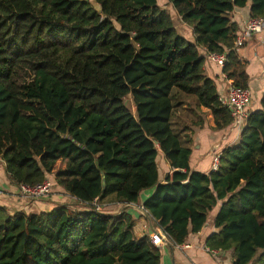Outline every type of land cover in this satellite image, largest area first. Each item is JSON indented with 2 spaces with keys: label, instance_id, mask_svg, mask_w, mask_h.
Masks as SVG:
<instances>
[{
  "label": "trees",
  "instance_id": "obj_1",
  "mask_svg": "<svg viewBox=\"0 0 264 264\" xmlns=\"http://www.w3.org/2000/svg\"><path fill=\"white\" fill-rule=\"evenodd\" d=\"M167 2L193 42L157 0H0V160L17 186L48 178L75 199L29 214L0 206V264H159L136 215L91 205L112 194L138 204L149 188L142 206L168 245L220 203L206 245L232 250L231 264H264V93L215 171L190 168L170 122L173 87L210 110L215 130L232 122L198 49L225 53L222 71L246 87L232 12L249 2V16L264 17V0ZM159 152L173 170L164 182Z\"/></svg>",
  "mask_w": 264,
  "mask_h": 264
},
{
  "label": "crops",
  "instance_id": "obj_2",
  "mask_svg": "<svg viewBox=\"0 0 264 264\" xmlns=\"http://www.w3.org/2000/svg\"><path fill=\"white\" fill-rule=\"evenodd\" d=\"M249 6L244 8H235L232 12V20L239 27H242L245 20L249 16ZM170 13L174 20L178 31L187 39L194 41L192 28L181 21L180 16L171 8ZM177 22V23H176ZM199 53L204 56V73L207 78L211 79L216 87L218 97L226 96L228 87L232 82L228 79L222 68L207 58L208 52L199 48ZM239 59L245 64L246 72L249 76L247 86L251 90V101L249 111L253 112L261 108L260 100L264 93V33L258 34L247 40L243 46L236 49ZM226 76V77H224ZM193 109L187 105H182L181 109H177L180 120L186 125L183 132V141L185 146L191 149L189 166L192 170L208 173L212 170V161L216 155H221L222 151L232 145H236L240 141V135L246 125V121L238 128L230 123L228 126L215 130L213 128V117L207 108L198 105L192 114ZM189 127V128H188ZM157 164L159 170V180L164 182L167 175H171L173 170L170 169L168 163L164 159L161 152L157 156ZM53 178V175H51ZM51 178V179H52ZM53 181V180H52ZM50 193L41 199H30L22 196L18 186L14 184L7 176L4 165L0 160V190L3 195L0 196V206L5 207L10 214L17 212L38 213L41 211H51L60 205L72 204L75 199L71 197L61 186L55 181ZM155 188L143 190L139 195L138 204H124L118 201L115 196L108 195L98 203L103 207L106 213H116L127 208L136 215V236H146V232L142 229L148 218L139 211L143 201L151 196ZM220 203L210 212L207 221L202 229L198 232L188 235L186 240L180 245L163 244L160 250L159 264H218L224 262L231 264L233 262L232 250L216 249V254H209L206 248V239L215 233L217 229L213 225V219L218 211ZM133 210H130L132 209ZM135 209V211H134ZM155 221V220H154ZM157 225V222H154ZM149 224V223H148ZM153 226V223H151ZM158 226V225H157ZM212 249V248H211ZM214 249V248H213Z\"/></svg>",
  "mask_w": 264,
  "mask_h": 264
},
{
  "label": "built area",
  "instance_id": "obj_3",
  "mask_svg": "<svg viewBox=\"0 0 264 264\" xmlns=\"http://www.w3.org/2000/svg\"><path fill=\"white\" fill-rule=\"evenodd\" d=\"M264 33V17H249L242 25L241 32L237 35L233 49H238L243 44L255 35ZM207 58L214 62L219 67L223 68L226 54L225 53H208ZM226 77V76H224ZM218 100L223 108H226L232 118V125L240 127L245 122L250 114L249 106L251 101V90L248 86L237 87L233 82L230 83L226 96H219ZM220 155H216L212 161V170L215 171L218 168ZM53 183L50 179H44L39 183L28 185L21 184L18 186L19 192L22 196L30 199H41L47 196ZM3 195V191L0 190V196ZM91 205L96 211H102L103 207L98 203L97 198H94ZM139 211L148 218V223L142 226V230L146 232V236L149 238L152 245L160 248L163 244H166V234L162 229L157 226L154 219L143 208L139 207ZM153 223V226L152 224ZM209 254H216V249L206 248ZM218 264H225L224 262H218Z\"/></svg>",
  "mask_w": 264,
  "mask_h": 264
},
{
  "label": "rangeland",
  "instance_id": "obj_4",
  "mask_svg": "<svg viewBox=\"0 0 264 264\" xmlns=\"http://www.w3.org/2000/svg\"><path fill=\"white\" fill-rule=\"evenodd\" d=\"M157 1L160 4V6H166V8H168V10H170V5L167 2V0H157ZM178 24L179 23H177L176 25H178ZM176 25H175V27H176ZM176 29H177V27H176ZM179 34L182 35L180 32H179ZM184 39H186L189 42H192L190 39H187L185 37H184ZM127 103L131 107L132 112H134V107L132 105V101H131L130 97L128 98ZM171 103H172V115H171V119H170L171 127H172L173 132L180 138L181 143L183 145H185V141H183V139H182V137H183L182 134L184 131H186V129H184L186 127V125L182 122V120H180V117L177 114V109L180 110L181 106L185 104L190 109H193L192 114L194 115V111L196 110V106L198 103L197 98L194 95L185 94L183 92H180V91H178L177 88L173 87L171 90ZM102 211H105V210H102Z\"/></svg>",
  "mask_w": 264,
  "mask_h": 264
},
{
  "label": "water",
  "instance_id": "obj_5",
  "mask_svg": "<svg viewBox=\"0 0 264 264\" xmlns=\"http://www.w3.org/2000/svg\"><path fill=\"white\" fill-rule=\"evenodd\" d=\"M93 5H94L95 10H96L98 13H100V12H101V8H100V6L97 5V4H93Z\"/></svg>",
  "mask_w": 264,
  "mask_h": 264
}]
</instances>
